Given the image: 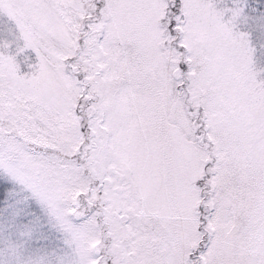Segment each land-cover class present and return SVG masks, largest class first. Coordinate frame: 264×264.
Masks as SVG:
<instances>
[{"label": "snow or ice", "instance_id": "snow-or-ice-1", "mask_svg": "<svg viewBox=\"0 0 264 264\" xmlns=\"http://www.w3.org/2000/svg\"><path fill=\"white\" fill-rule=\"evenodd\" d=\"M0 264H264V0H0Z\"/></svg>", "mask_w": 264, "mask_h": 264}]
</instances>
